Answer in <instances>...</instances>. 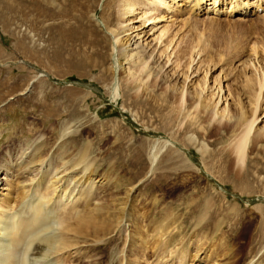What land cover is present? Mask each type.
<instances>
[{"label":"rangeland","instance_id":"374dc122","mask_svg":"<svg viewBox=\"0 0 264 264\" xmlns=\"http://www.w3.org/2000/svg\"><path fill=\"white\" fill-rule=\"evenodd\" d=\"M46 1L0 0V157L6 151L13 153L27 145H40L39 155L45 161L71 168L77 150L86 148L98 176L95 194L79 201V208L86 201L90 209L99 202L109 203V199L119 206L134 186L131 203L141 212L152 209L151 225L169 220L170 216L161 211L176 215L168 229L179 225L181 232L170 235L173 238L169 248L184 237L191 253L185 263H194L193 248L203 235L202 250L217 248L213 258L216 263L250 264L253 260L251 264H264V84L254 124L256 129L263 126L261 141L243 161L232 148L239 129L228 125L234 121L228 116L238 110L240 102L246 114L252 107V92L245 88V78L258 80L264 76V2L235 0L241 5L249 3L248 9L244 13L236 6L229 14V4L216 12L211 1L195 9V0H165L172 8L152 10L145 16L156 18L146 21L139 16L141 8L137 7L129 23L134 33L141 32L143 40L155 43L159 28L167 26L162 41L176 32L167 52L180 49L181 53L189 52L199 39L192 54L199 47L202 51L187 70L184 90L193 91L207 81L203 93L207 113L190 108L191 115L183 118L178 97L166 89L168 79L172 80V61L161 68L163 60L147 58L152 72L148 81L153 76V86L136 89V82L127 75L128 60L112 51L110 30L114 26L105 28L103 22L116 12L117 0H110L108 9L104 7L107 0H59L62 6L57 9L56 4L43 6ZM37 3L42 9L34 7ZM124 37L121 34L122 40ZM188 60L185 55L177 70ZM186 69L183 66L182 70ZM180 76L171 81L178 88L183 81ZM224 107L223 117H212L213 110L220 114ZM64 124L71 126L72 139L69 136L60 143L59 128ZM191 133L196 136L194 143L187 142ZM39 135L43 138L34 143ZM162 140L167 142L163 144ZM201 143L206 146L205 154L198 149ZM63 150L68 164L60 160ZM189 163L191 167L187 168L185 164ZM31 166L37 168L38 163ZM28 172L18 171L14 176L9 197L16 196L19 181L28 178ZM100 175L106 177L102 183ZM7 190L0 184V197ZM97 211L100 219L106 215L105 209ZM203 213L201 226H195ZM130 222L132 229L135 220ZM74 225L70 220L68 227L73 229ZM66 233L69 239L74 236L71 230ZM114 238L103 245L93 235L87 243L81 237L83 249L66 257V263L94 264L83 263L88 246L86 250H91L87 253L93 255L91 259L96 264H126L125 258L123 262L119 259L124 240H117V235ZM38 239L29 241L28 258L32 253L37 258L44 249L35 244ZM150 259V264H157L155 255Z\"/></svg>","mask_w":264,"mask_h":264},{"label":"bare ground","instance_id":"6f19581e","mask_svg":"<svg viewBox=\"0 0 264 264\" xmlns=\"http://www.w3.org/2000/svg\"><path fill=\"white\" fill-rule=\"evenodd\" d=\"M54 1L55 0H47L45 5H42L48 7L47 4H51V6L56 4V9L60 8L59 6L61 3L59 0H56V3H54ZM64 1L68 3L76 0ZM206 1H211L209 4L213 6V10L216 12H219L224 5L229 4V14L235 10L234 8L236 6L239 7L240 11L243 9V12L246 13L249 5V3L241 5L235 0H229L228 3L225 2L226 0H195L193 7L195 6V9H198V6L201 7L200 4ZM254 1H256L257 4H260L259 0ZM261 2L263 3L264 0ZM34 5L36 9H42V5H38V3ZM169 5L170 4L165 0H117L115 5L116 12L113 11L111 14L107 15L105 22H103L105 28L108 26H114L110 30L113 35V42L111 43L112 51L114 52V50H116L117 53L124 56L123 58H125V60H128L126 67V70L128 71L127 75L132 82H136V89L141 85L142 87L148 86L149 88L153 86L154 77L152 76L151 80L148 81L152 72L149 69L147 58L161 59L160 61L163 60L164 62L161 68L172 61L173 66L169 69V76H171L172 80L174 76L177 78L179 75L183 76L182 86L178 88L173 82L171 83L172 80L168 79L166 89H168V93H170L171 96L174 95L175 97H178V101L181 105L179 107V112L183 111V118H187L191 115V113L188 112L190 108L195 110L199 108V113H207L208 105L205 104L207 98H205L203 94L207 81H204V85L199 83L198 88H195L193 91H188V89L184 90L185 82L188 78L187 70L198 53L202 51L199 47V50L194 53V55L192 54V49L198 46L199 39L196 41V45L189 48V52L183 50L180 53V49L175 53L171 51L167 52L170 45L173 43L176 32L173 36L162 41V37L168 32V27L163 26L162 28H159V32L154 38L155 43H152L153 40H143L142 36H140L141 32L134 33V31H132L134 27H130L129 22L134 19V17L132 18L131 16L134 14L137 7L138 9L141 8L139 16L144 17V20L146 21L156 18V16L146 17L145 15L148 12L156 10L157 8L159 9V7L161 8L163 6L170 8L171 6ZM104 7L105 9L110 8V0H107L104 3ZM111 16H113L112 19ZM161 17L162 15L158 16L157 19ZM142 23L144 24V21ZM135 28H138V26ZM121 34L125 36L124 40L121 39ZM158 43L159 45L157 46ZM161 43L163 44L162 47ZM176 47L177 46H175V48ZM172 53L174 54L173 58H171ZM185 55H188L189 60L185 65H182V68L178 71L177 69L181 65V60L184 59ZM206 62L208 63L209 61H205L204 63ZM183 66H186L187 69L182 70ZM208 70L209 64L208 68H206V73ZM110 71L113 72L114 69L110 67ZM177 78L174 79L175 82ZM263 84L264 76L258 80L251 78L250 76L246 77L245 88H249L252 92V99L250 100L252 107L250 112L246 114L240 102L238 110H235V113H232L229 116L227 115L229 117L228 119H234V121L228 125L236 126L237 129H239L232 148L240 161H243L245 156H247L256 145H259V142L261 141V130L264 125L256 129L254 124L258 119L256 112L259 105V99L262 95L261 90ZM218 89V91H221V87ZM114 93L115 95L119 94L117 89H115ZM219 100L220 98L217 102H219ZM224 113L225 107L220 111V114L213 110L212 117L217 115L223 117ZM197 118V120L201 122V119L198 116ZM59 129L58 137L59 140H61L60 143H62L64 139L72 134L73 130L69 124H64ZM42 138V135H39L34 143L40 141ZM161 142L164 144L167 141L162 140ZM187 142H196V136L191 133L188 135ZM40 147V145L39 147H36L35 145L31 148V145H27L13 153L6 151L4 155L0 157V175H3V177L0 178V181H3V183L1 182L0 184L7 186L8 188L6 193H3L4 195L2 194L3 196L0 197V264H26L24 263L25 260L27 261V264H31L30 261H34V264H67L66 257L69 259L71 255L79 253L80 250L83 249L80 245L79 239L81 237L85 238L84 241L87 243V239H89V236L92 237V235L97 239L99 238L98 240L102 241L103 245H105L108 240L111 241L112 239H115L114 235H117V240H124L123 247L120 250L121 256L119 259L120 262L121 260L123 262V258H125L126 264H150L149 259L152 255H155L157 264H187L184 262L185 257L187 255L190 257L191 253L190 251H187V247H185L184 237L181 238L182 241L177 240L174 246L169 248L170 241L173 238V236L170 237V235L174 231L181 232L179 225H175L168 229L169 224L175 219L174 216L176 215L172 212L161 211L160 213H162V215L167 217L170 216L169 220L167 219L166 222L163 221L159 224L157 222L158 225H151L150 218L152 217V209H150L149 213L147 211L141 212L134 208L135 204L132 205L133 203H131L130 194L135 190L134 186L129 189L127 199L120 203L119 206L118 204L116 205V203H112L113 201L109 199V203L108 201H105L106 204L103 205L99 204L101 203L99 202L94 204L90 209H87L89 204L86 201L84 206L79 208V201L83 199L85 201L89 196L95 194V189L93 188H95V179L98 176L96 173L98 170L93 166L94 160L88 158V150L82 147L78 149L76 152L77 155L72 161L73 166L67 168L68 166L66 165L67 167H65L63 164L60 167H56L52 160L45 161L44 157L41 158L42 155H39ZM198 149L202 154H205L206 146L204 143H201V145L198 146ZM63 154L64 150L60 154V160L67 162L66 164H68L69 162ZM156 155V152H154L153 160H155ZM35 163H38L39 168L31 169V165H36ZM185 166L187 168L191 167L190 163L185 164ZM76 168L77 170H74ZM68 169L73 170L68 172ZM18 171L30 172H28V178L19 181L18 195L15 193L16 196L12 199L9 197L11 183L14 182V176ZM33 171L35 172L33 173ZM100 177L103 179L101 180L102 183L106 177L104 178L103 175H100ZM118 184L115 187L119 189L120 185ZM127 184H130V182ZM18 200H20V202H17ZM15 205L17 206L16 209ZM102 209H105L103 212H106V215L104 214L103 218L100 219L98 218L99 216L97 217L96 213H98L97 210ZM204 217L205 213L198 218L195 226H201ZM132 219L135 220V224L133 228L130 229L129 227L132 226L130 225V221H132ZM70 220L75 222L73 229L71 226L70 228L68 227ZM68 230L74 232V236L70 239L68 237L70 235H67L66 233ZM197 231L198 229L196 230V235ZM202 236L203 235H200V237H198L196 240L197 245L193 248L195 249V253L191 255L194 259V263H192L220 264L213 260L217 248L211 246L212 248L210 247L207 249L206 247L202 250L203 244H205V241L202 240ZM37 238L39 239L35 241V244L44 249H42V252L37 258H35V253H32V256L28 258V250L30 251L31 249L29 241ZM150 239H153L152 242ZM70 247L73 248L72 251ZM86 247V261H83V263L90 262L96 264V262L91 259L93 255H88L91 249L87 248L86 250ZM167 255L169 256L167 257ZM252 262L253 260H250L249 263L251 264Z\"/></svg>","mask_w":264,"mask_h":264},{"label":"water","instance_id":"95a60500","mask_svg":"<svg viewBox=\"0 0 264 264\" xmlns=\"http://www.w3.org/2000/svg\"><path fill=\"white\" fill-rule=\"evenodd\" d=\"M82 85H84V86H88L87 84H82Z\"/></svg>","mask_w":264,"mask_h":264}]
</instances>
